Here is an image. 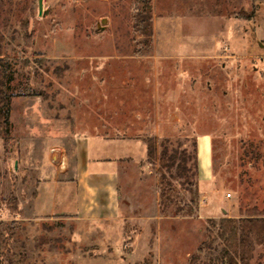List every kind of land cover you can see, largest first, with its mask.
I'll return each mask as SVG.
<instances>
[{"label":"rangeland","instance_id":"obj_1","mask_svg":"<svg viewBox=\"0 0 264 264\" xmlns=\"http://www.w3.org/2000/svg\"><path fill=\"white\" fill-rule=\"evenodd\" d=\"M147 1L150 9L140 0H43L40 13L39 0H0L1 53L13 77L11 132L0 135V209L28 203L50 174L48 153L70 148L76 135L153 137L158 152L168 138L170 148L197 151L193 185L171 178L162 204L158 160L127 165L122 178L140 196L138 213H154L158 202L164 217L136 226L131 263L223 264L209 220L264 208V0ZM222 15L233 18L229 35ZM199 178H213L202 197ZM40 223L54 229L15 233L23 264H76L79 255L122 264L102 260V245L73 241L72 222ZM249 264H264V245Z\"/></svg>","mask_w":264,"mask_h":264},{"label":"crops","instance_id":"obj_2","mask_svg":"<svg viewBox=\"0 0 264 264\" xmlns=\"http://www.w3.org/2000/svg\"><path fill=\"white\" fill-rule=\"evenodd\" d=\"M217 18L224 21L223 33L229 35V24L233 18L223 15ZM259 20L257 33L264 37V16L261 15ZM63 148L59 152L55 151L56 160L53 159V150L48 153L50 174L44 173L38 178L29 202L25 203L26 197H22L18 200L16 210L1 208L0 221L16 220L20 222V231L25 229L36 232L54 229L51 224L47 226L40 221L66 220L76 225L71 233L73 241L88 243L92 250H96L97 246H104L103 253L106 256L102 260L121 257L120 263H131V255L139 244L135 234L136 226L140 223L159 225L161 219H164L159 218L158 202L154 213H138L140 203L135 198L140 196H135L130 188L127 189L126 178H122L129 163L136 161L140 168L143 167L142 162L147 159L146 140L139 137L108 138L83 134L72 139L70 148ZM62 152L66 166L61 170V162L57 165V161ZM198 186L206 188V191L200 192L202 197L207 190H211L213 178H199ZM157 198L160 199L158 192ZM114 232H119L122 237L121 250L114 241ZM126 246L134 248L130 249V256L120 254L125 251ZM71 260L76 264H95L89 256L84 255L72 257Z\"/></svg>","mask_w":264,"mask_h":264},{"label":"trees","instance_id":"obj_3","mask_svg":"<svg viewBox=\"0 0 264 264\" xmlns=\"http://www.w3.org/2000/svg\"><path fill=\"white\" fill-rule=\"evenodd\" d=\"M140 3L146 9H150L149 1L140 0ZM12 78L11 63L1 53L0 45V135L4 137L9 136L12 127L10 114L13 94L9 92ZM169 142L168 138L163 139L159 144L158 152L157 140L153 137L146 138L148 162L153 163L156 160L159 162L162 204L170 199L167 190L173 189L171 178H181L184 184L192 186L191 171L198 168L197 151L195 156H191L186 149L180 151L177 148H170ZM256 153L255 157L259 152ZM192 159L194 161L190 165ZM166 186H168L167 190ZM16 208L17 204L13 210ZM19 226L20 222L16 220L0 221V264H23L26 261L27 252L23 244L14 240ZM206 232L209 239L217 240L220 246L217 258L223 264H249L254 257L256 246L264 245V208L253 206L245 210L240 209L238 217L210 219ZM16 245L20 248L17 252L12 247Z\"/></svg>","mask_w":264,"mask_h":264},{"label":"water","instance_id":"obj_4","mask_svg":"<svg viewBox=\"0 0 264 264\" xmlns=\"http://www.w3.org/2000/svg\"><path fill=\"white\" fill-rule=\"evenodd\" d=\"M42 6H43V0H39V11H40V13L42 11ZM53 159L54 160L57 159V153L56 152L53 153Z\"/></svg>","mask_w":264,"mask_h":264},{"label":"bare ground","instance_id":"obj_5","mask_svg":"<svg viewBox=\"0 0 264 264\" xmlns=\"http://www.w3.org/2000/svg\"><path fill=\"white\" fill-rule=\"evenodd\" d=\"M58 162H61L60 164L62 165H65V155L63 154V152H62V154H61V157L58 159Z\"/></svg>","mask_w":264,"mask_h":264},{"label":"built area","instance_id":"obj_6","mask_svg":"<svg viewBox=\"0 0 264 264\" xmlns=\"http://www.w3.org/2000/svg\"><path fill=\"white\" fill-rule=\"evenodd\" d=\"M55 152V151H54Z\"/></svg>","mask_w":264,"mask_h":264}]
</instances>
